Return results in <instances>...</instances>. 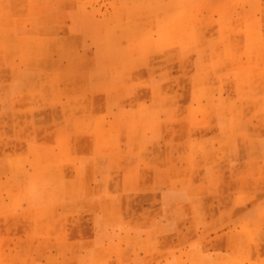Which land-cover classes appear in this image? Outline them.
Wrapping results in <instances>:
<instances>
[{
	"label": "crops",
	"instance_id": "0c3cea01",
	"mask_svg": "<svg viewBox=\"0 0 264 264\" xmlns=\"http://www.w3.org/2000/svg\"><path fill=\"white\" fill-rule=\"evenodd\" d=\"M18 79L20 91L0 87V264H264V235L236 236L239 224L264 228V174L260 191L245 190L264 160L247 146L238 158V133L254 129L234 125L232 110L211 126L213 154L194 149L176 108L114 118L110 140L109 110L95 113L92 93L63 100L62 78L46 91ZM167 120L179 133L159 161L153 137Z\"/></svg>",
	"mask_w": 264,
	"mask_h": 264
},
{
	"label": "rangeland",
	"instance_id": "374dc122",
	"mask_svg": "<svg viewBox=\"0 0 264 264\" xmlns=\"http://www.w3.org/2000/svg\"><path fill=\"white\" fill-rule=\"evenodd\" d=\"M18 78H40L38 91L62 78L63 100L92 93L95 113L109 110L110 140L118 119L176 108L199 138L194 149L213 154L211 126L232 110L234 125L254 129L238 133V158L247 146L264 160V0H0V87L20 91ZM178 133L159 125V161ZM263 174L264 164L251 168L245 190L260 191ZM237 227V240L264 235L261 224Z\"/></svg>",
	"mask_w": 264,
	"mask_h": 264
}]
</instances>
